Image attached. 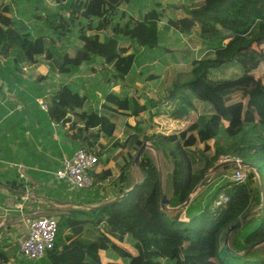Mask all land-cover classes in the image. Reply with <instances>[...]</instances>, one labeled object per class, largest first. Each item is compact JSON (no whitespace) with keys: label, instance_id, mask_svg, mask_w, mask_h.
<instances>
[{"label":"trees","instance_id":"obj_1","mask_svg":"<svg viewBox=\"0 0 264 264\" xmlns=\"http://www.w3.org/2000/svg\"><path fill=\"white\" fill-rule=\"evenodd\" d=\"M134 1L69 0L68 20L63 11L52 14L49 24L54 31L60 34L76 27L82 32L83 45L73 46L72 54H56L54 38L34 39L26 26L13 21L3 8L0 50L7 55L22 46L43 48L51 68L59 73H73L77 66L99 57L113 68L115 78L122 80L142 57L151 52L167 53V48L158 43L165 34L159 24L166 16L165 28L181 34L203 55L192 59L189 77L175 82L163 98L141 100L137 93L129 98L107 94L106 109L135 119L133 125L128 123L134 133L113 143V148L123 152L121 155L132 157L131 162H123L114 183L120 186L118 195L127 190L123 183L128 179V170L141 145L149 139L172 159L168 195L171 206L183 203L199 183L207 188L197 193L183 213L169 217L161 211V172L144 155L140 167L143 177L127 195L95 212L91 209L60 214L54 247L46 254L48 264H264V253L252 247L264 243V175L255 164V157L264 161V137L253 139L248 131L264 127V74H259L264 65V0H205L197 7L167 4L145 12L142 8L138 18L129 12L136 8ZM94 30H105L108 36L88 35ZM122 38L127 45L121 43ZM141 47L146 48L144 53H131ZM229 68L237 69V73L214 77ZM154 78L149 75L141 81ZM86 99L71 85L63 84L51 94V112L57 119L71 121L68 114L84 108ZM163 103L172 106L165 112L169 119L183 120L191 111L197 116L178 131L144 134L138 117L148 111L155 117L159 111L152 112L153 107ZM77 118L72 128L82 123L85 127L76 129L73 139L81 137V146L104 162L105 146L99 139L103 135L113 137L116 123L92 109ZM93 127H99L98 131L85 135ZM200 144H204L203 149L193 148ZM132 150L136 154L132 155ZM224 156L253 165L248 168L245 182L220 175L217 179L222 180L208 183L206 173L212 167L216 170ZM110 161L106 157L105 166ZM238 167L233 163L220 168ZM92 173L98 190L112 170L107 166L101 173ZM220 194H225L228 201L214 208ZM237 221L245 223L230 234L226 244V232ZM127 242L132 246L128 248Z\"/></svg>","mask_w":264,"mask_h":264},{"label":"crops","instance_id":"obj_2","mask_svg":"<svg viewBox=\"0 0 264 264\" xmlns=\"http://www.w3.org/2000/svg\"><path fill=\"white\" fill-rule=\"evenodd\" d=\"M68 1L0 0V11L6 8L4 12L13 21L14 19L18 20L19 23L26 26L34 39L41 36L45 40L54 38L57 41V45L53 49L56 54L62 52L72 54L73 46L82 47L83 45V40L80 39L82 32L74 27L71 31L59 34L49 24L52 14L60 11H63L64 14L68 13L66 11L70 4ZM129 12L131 13V11ZM141 13L140 10L139 15H136L137 18L142 15ZM65 17L68 20L67 14ZM161 28L165 30L164 37L169 42L168 36L171 30L165 28L164 24ZM105 33L102 37L108 36V32L105 31ZM175 33L177 32L175 31ZM180 37L181 40L176 41L184 42L181 34ZM84 38L85 36H82V39ZM121 43L127 45L128 41L122 38ZM161 45L164 46V44ZM145 49V47H141L138 51L131 50V53L134 52L137 56ZM166 50L169 51L168 48ZM157 53L154 52V54ZM195 57L197 56H192L188 60L191 62V66L192 59ZM105 71L113 73L115 82H112L111 79L101 82L98 78L95 80L87 78L89 73L94 75ZM114 74L113 68L104 64L99 57L77 66L73 73H59L51 68L43 48L40 50L26 49L22 46L8 52L7 55L0 50V264L49 263L46 256L30 262L33 260H28L19 254L18 242L20 243L27 236L29 219L40 215L54 216L58 219L60 214L91 210L93 206L113 199L112 196L101 199L103 192L100 190L109 185V179L113 175V165L110 164L112 159L106 166L104 163L106 158H103L104 162L97 165L96 173H101L108 166L111 168L112 174L100 182L99 189L92 191V195L86 194L83 191L85 189L78 190L81 191L80 196L69 193L68 191L71 190L64 182H60L56 178L55 173L63 166L65 158L73 156L82 147L81 137L73 139V135L76 129H83L85 124L82 123L78 127L72 128V122L78 120L77 116L85 110H98L100 113L110 116L116 123L113 137L103 135L99 139V143L105 146L103 149L105 157H111V152L106 155L105 152L108 149L111 151L114 141L120 139L117 137L120 127L117 126L116 120H120L122 124L125 122L129 129L131 127L128 123L131 125L135 123V119L133 122L131 117L124 115L121 111L105 108V105L108 104L107 94L110 92L125 98L133 96L132 93L128 96H126L127 92L124 93L125 86L130 85L131 82L128 78L130 74L122 80H117ZM174 83L168 88H166L167 84L163 85L161 91L165 92L164 96ZM63 84L71 85L73 89L87 98L84 108L68 114L71 118V121L68 122L64 119H57L51 112V94L59 90ZM134 93L141 95L136 90ZM141 100H144L143 96ZM41 103H45L48 109L43 108ZM157 107L158 105L153 108ZM166 111L164 110V114L167 120L174 121L169 119ZM181 124L172 130L187 126L186 122ZM98 129L99 127H93L84 133L90 136ZM129 170L128 179L123 183L125 189L131 188L137 182L129 185ZM118 176L119 173L116 178ZM112 184L113 190L118 189L119 191L120 186ZM86 207L88 208L86 209Z\"/></svg>","mask_w":264,"mask_h":264},{"label":"rangeland","instance_id":"obj_3","mask_svg":"<svg viewBox=\"0 0 264 264\" xmlns=\"http://www.w3.org/2000/svg\"><path fill=\"white\" fill-rule=\"evenodd\" d=\"M204 1L205 0H135L134 6L136 8L130 11L134 13L135 15H139V12L140 10H142V8H143V11L145 12L149 10L150 8L157 7V6L160 7L161 9L163 8V6L167 4L187 5L189 7H197V6H200ZM123 9H124V6H123ZM166 20H167V17L165 16L159 25L162 26L164 24V26H166L165 25ZM170 30H171L170 35L168 36L170 38L169 42L166 37H161L158 41L159 44H164V46L168 48L169 51L167 52V54H159L160 52H158L157 53L158 55L151 52L148 55V57L142 58L141 64L138 65L137 68H135V71L130 74V77H128L131 80V82H130V85L125 86L124 93L127 92L126 96H128L130 93H132L133 95L136 94L134 93V91L136 90L141 94V96H143L144 100H146L147 98H153L155 100H158L160 98L165 97L164 96L165 92L161 91L164 84H167L166 88H168L173 82L183 81L189 77L192 66H191V62L188 60H190L192 56H197V57L202 56L203 53L198 48H192V45L189 42H187L186 39L184 42L183 41L177 42L176 40H181L180 34L175 33V31L172 29ZM40 43L41 42H39L38 46L41 45ZM233 73L236 74L237 69L229 68L228 70H225L224 73H219V72L216 73L214 77L215 78L220 77V76L224 77L225 75L231 76ZM259 74H264V65L261 67ZM149 75H153L155 76V78L147 80L146 82L141 81L142 77H147ZM87 78H89L88 80H92V79L95 80L96 78H98V80L101 82H106L108 81V79H111L112 82H115L113 80V73L107 72V71L95 73L94 75L89 73L87 75ZM168 104L169 103L167 104L163 103V104L158 105L156 109L154 108L152 112L159 111V113L153 118L151 117L152 116L151 113H145V115L138 117V119H140V123L143 124L142 128H143L144 134L149 135L153 131L170 133L172 132L173 128L177 126H181L182 122H186L187 123L186 125L190 124L197 116V114H195L194 111H191L188 117L183 118V120L178 119L174 121H168L166 115L164 114V110L168 108L170 109L172 108V106L169 107ZM116 122H117V126L120 127L119 129L120 133L117 136L120 138L119 140H124L129 133L130 134L134 133V130L129 129L128 126L125 124V122H123V124L121 123L120 120H116ZM133 124L134 123H132V125ZM178 130L179 129H176V131ZM248 131L250 132L249 134L253 139L258 138V136L264 137V127L262 125L255 127V129L251 128V130L249 129ZM148 143L150 146L146 149L144 155L150 157L157 164L161 172L163 191L165 192V194L170 196L171 195V183H170L169 176L173 168L172 159L168 157L163 151L157 148H152L151 147L153 145L152 142L148 141ZM193 148L203 149L204 144H200V146L197 145ZM110 152H111L110 158L112 159V162L110 164L113 165L114 172H113V175L109 179L110 181L109 185H106L103 189H100L103 192L102 194L103 197H101V199L109 198L111 196L112 198L116 197L118 193V189L113 190L112 188L113 187L112 183H114V178H116L117 174L121 171L123 162H125V160L126 162L128 160H129L128 162H131L132 160V157L129 155H121L123 154V152L122 151L120 152L118 148L111 147V151H109L108 149V151L105 152V155ZM210 152L211 151H208L207 154H210ZM131 153L132 155L136 154V151L132 150ZM102 158H106L104 156V153L102 155ZM255 164L259 165V169L262 171L264 175V161L255 157ZM217 169L214 170V168L212 167L206 173L207 174L206 178H208V183L213 182V181L216 182L218 179L217 180L215 179L218 178V176L222 175L224 172L230 173L234 169H237V168L226 169V170L220 168V171L216 172ZM141 177H142V174H141V170L139 169V167L137 165L132 167V164H131V168L129 170V181H130L129 185L130 184L132 185V183L134 184L136 181H139ZM227 180H230V179H227ZM206 188H207L206 184L205 185L202 184L199 191L205 190ZM83 191L88 195H92L93 193L92 191H95V187L92 189H85ZM68 192L75 196L81 195L80 194L81 191H78V190L68 191ZM87 208L88 207H86V209ZM126 245L128 246V248H129V245L132 246L131 242H127ZM256 248H258L257 251H259L261 254L264 253V243H260L256 245V247H254L253 250ZM18 250L21 256L19 242H18ZM104 255L105 253H103V256ZM118 260H120V262H126L125 259H118ZM30 262H34V261H30Z\"/></svg>","mask_w":264,"mask_h":264},{"label":"built area","instance_id":"obj_4","mask_svg":"<svg viewBox=\"0 0 264 264\" xmlns=\"http://www.w3.org/2000/svg\"><path fill=\"white\" fill-rule=\"evenodd\" d=\"M42 107L48 109L45 103ZM235 160L234 157L224 156L219 162ZM100 160L91 151L81 147L73 156L65 158L63 166L56 171V178L64 182L68 189L77 191L81 189L94 188L93 171L96 170ZM248 168L239 166L232 172H224L221 178L230 179L237 183L247 180ZM222 180V179H221ZM228 201L225 194H220L214 201V208ZM58 232V219L54 216L40 215L31 218L27 222V236L20 242V253L28 260H39L46 256L47 252L54 247Z\"/></svg>","mask_w":264,"mask_h":264},{"label":"water","instance_id":"obj_5","mask_svg":"<svg viewBox=\"0 0 264 264\" xmlns=\"http://www.w3.org/2000/svg\"><path fill=\"white\" fill-rule=\"evenodd\" d=\"M89 34L90 35L97 34V35L103 36L106 33L103 30H100V31L94 30V31L89 32ZM132 121H134V118H132ZM148 141H149V139H146V141L139 148V150H138V152H137V154L135 156V159L132 162V167H134L136 165L139 168L141 167L142 158H143V156L145 154L146 149L150 146L149 143H148ZM151 147L152 148H156L154 145H152ZM233 163L234 164H237L238 166L245 167V168H252V166H253L250 163L244 162L242 160L235 159V160H229V161L222 162L219 165H217L215 169L220 168L221 166L230 165V164H233ZM136 185H137V182L131 188L127 189L123 194L117 195L115 198H113L111 200L103 201V202H101V203L93 206L91 209L95 211V210H100V209H102L104 207L111 206L117 200H119L123 196L127 195L129 191H131L134 187H136ZM200 187H201V183H199L193 189V191L189 194L188 198L183 203H181V204H179L177 206H171L169 197H168L167 194H165V192L163 191V188H162V190H161V193H162V198H161V211L163 213H165L166 215H168L169 217H176V216H178L179 214H181L182 211H184L188 207V205L191 203V201L193 200V198L196 196L195 194H197V192H199ZM181 216H184V214H182ZM244 223H245V221H237L236 223L232 224L228 228V230L226 232V235H225V242H226V244H228V242H229V236H230V234L234 230H236V229L240 228L241 226H243ZM256 245H258V244H253L252 247H255Z\"/></svg>","mask_w":264,"mask_h":264}]
</instances>
